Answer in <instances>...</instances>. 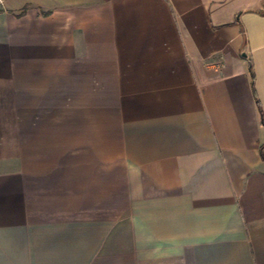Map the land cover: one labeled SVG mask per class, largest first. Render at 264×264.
Instances as JSON below:
<instances>
[{
	"label": "crops",
	"instance_id": "0c3cea01",
	"mask_svg": "<svg viewBox=\"0 0 264 264\" xmlns=\"http://www.w3.org/2000/svg\"><path fill=\"white\" fill-rule=\"evenodd\" d=\"M263 155L264 0L0 4V264H264Z\"/></svg>",
	"mask_w": 264,
	"mask_h": 264
},
{
	"label": "trees",
	"instance_id": "16d2710c",
	"mask_svg": "<svg viewBox=\"0 0 264 264\" xmlns=\"http://www.w3.org/2000/svg\"><path fill=\"white\" fill-rule=\"evenodd\" d=\"M249 72H250V74H251V78H252V82H253V77H254V75H253V67H252V64L249 62ZM259 107V106H258ZM260 108V107H259ZM260 110V109H259ZM263 157H264V155H263Z\"/></svg>",
	"mask_w": 264,
	"mask_h": 264
},
{
	"label": "built area",
	"instance_id": "2783aa9c",
	"mask_svg": "<svg viewBox=\"0 0 264 264\" xmlns=\"http://www.w3.org/2000/svg\"><path fill=\"white\" fill-rule=\"evenodd\" d=\"M4 0H0V4H3Z\"/></svg>",
	"mask_w": 264,
	"mask_h": 264
}]
</instances>
